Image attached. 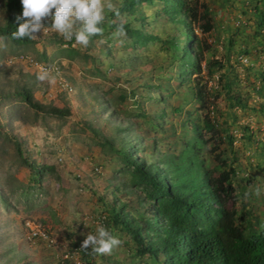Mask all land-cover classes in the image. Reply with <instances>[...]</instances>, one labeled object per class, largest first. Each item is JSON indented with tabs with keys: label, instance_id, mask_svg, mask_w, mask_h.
Here are the masks:
<instances>
[{
	"label": "rangeland",
	"instance_id": "374dc122",
	"mask_svg": "<svg viewBox=\"0 0 264 264\" xmlns=\"http://www.w3.org/2000/svg\"><path fill=\"white\" fill-rule=\"evenodd\" d=\"M119 1L111 0L115 6ZM189 2L197 16L190 21L188 31L201 43L205 62H217L212 74L204 70L202 84L209 94L215 90L220 93L217 98L210 95L212 106L218 109L215 117L219 122L227 121L234 137L233 150L240 165L233 182L237 194L235 201L239 207L245 205L247 209L264 214V0ZM1 4L2 0L0 25L4 19ZM142 7L149 25L147 33L165 38L172 26L163 15H159L157 21L153 17L154 9L161 6ZM117 20L123 21V17ZM44 23L49 28L44 34H38L33 46L12 47L0 41V69H8L7 74H0V82L5 83L9 78L20 84L27 83L40 103L68 108L70 116L64 119L35 116L18 99L0 102L2 133L21 141L22 150L29 151L41 166L55 168L53 174H43L42 189L33 186L29 199L20 197L23 190L16 187L18 195H10L8 207L0 202V264H62L66 254L74 262L78 256L72 243L80 239L82 245L86 235L94 234L100 224L98 217L102 205L93 191L104 193L105 187L114 184L109 182H113L115 169L121 167L103 142L112 136L122 139L124 133H118V127L119 124L126 127L128 120L138 121L143 130L148 129L146 120L135 118L139 113L134 103L136 99L144 108L141 111L147 113L164 108L169 113L172 106H181L184 101L176 93L164 105L148 98L159 95L158 88L155 89L160 73L157 68L166 67L168 58L164 44H157V47L150 44L145 50L143 47L134 49L131 44L127 45L124 35H114L109 37L108 55L101 50L102 39L91 47L73 46L79 56L69 61L56 55L58 46L54 41L62 36L50 28L51 20ZM206 24L212 27L207 33L202 31ZM36 63L58 67L59 72L52 73L54 83L37 81ZM223 78L236 82L234 91L238 88L244 101V106L231 110L229 118L225 116L228 103L221 90ZM60 82L66 83L71 90L63 88ZM144 85H153L154 89L150 87L148 92ZM172 85L176 87L177 81H172ZM109 103H115V107ZM195 105L187 109L193 111ZM164 122L169 124L167 119ZM138 129L135 128L134 133H139ZM148 143L145 141V145ZM0 150H3L0 177L4 183H0V191L3 193L7 184L29 185L28 172L18 166L12 147L0 140ZM212 165H216L215 159L209 167ZM214 176L218 177L219 172ZM257 186L261 188L259 196L255 195ZM35 232L40 237L44 235L45 240L32 237ZM112 234L122 243L111 254L104 255L107 263L117 258L120 264H138L127 236L122 232ZM97 258L87 263L95 264L99 261ZM81 263L84 264L80 257L78 264Z\"/></svg>",
	"mask_w": 264,
	"mask_h": 264
},
{
	"label": "trees",
	"instance_id": "16d2710c",
	"mask_svg": "<svg viewBox=\"0 0 264 264\" xmlns=\"http://www.w3.org/2000/svg\"><path fill=\"white\" fill-rule=\"evenodd\" d=\"M142 6H161L154 9L153 17L157 21L159 15H163L172 26L165 38L157 33H147L149 25ZM115 8L120 15L106 9L103 35L91 37L87 47L103 39L101 50L108 55L109 37H113L120 26L125 42L134 49L143 47L145 50L150 44H156L155 47L164 44L168 58L166 67L157 68L160 73L155 89L158 88L159 95H149L148 98L164 105L176 93L184 101L181 106H172L169 113L165 108L147 113L141 111L144 108L136 99L134 103L139 113L135 118L146 120L148 129L143 130L138 121L128 120L126 127L120 124L118 127L117 132L124 133L122 139L112 136L103 142L102 145L117 157L121 167L115 169L113 182H109L114 184L105 187L104 193L93 191L102 205L98 217L100 224L111 233L122 232L127 236L138 264H264V214L247 209L245 205L239 207L235 201L237 194L233 182L240 165L233 150L234 137L227 121L219 122L215 117L218 109L212 106L210 95L217 98L220 93L215 90L209 94L206 85L202 84L204 70L212 74L217 62H205L201 43L188 31L190 21L197 16L196 10L189 0H120ZM1 9L4 19L0 25V37L4 38L3 41L12 47L33 46L34 40L12 39L11 36L19 26L16 16L22 13L20 0H2ZM120 16L123 21L117 20ZM211 29L209 24L202 27L205 33ZM180 35L184 38L181 39ZM56 39V55L69 61L79 56V51L72 45L74 40ZM7 71L1 68L0 74H7ZM25 77L29 79L28 75ZM223 79L221 90L228 103L225 116L229 118L231 110L244 106V101L238 88L234 91L236 82ZM6 80L0 82V102L18 99L35 116L41 114L56 119L70 116L68 108L40 103L27 83ZM172 81H177L176 87ZM150 87L154 89L153 85H144L148 92ZM109 104L115 107V103ZM193 105V111L187 109ZM133 128H139V133H134ZM0 140L12 147L18 166L28 172L29 185L7 184L5 191H0V202L8 207L10 195H18L16 187L23 190L20 197L29 199L33 186L42 189L43 174H53L55 168L41 166L29 151L22 150L21 141L17 142L1 129ZM145 141L149 143L145 145ZM212 159L216 160V165L210 168ZM95 170L100 172L98 168ZM216 171L218 177L214 176ZM2 180L0 177V183L4 184ZM34 238L45 240L44 235ZM80 242L77 239L72 243V249L84 264L95 257L99 260L95 264L121 263L117 258L107 263L104 255L81 249ZM62 264L74 263L66 259Z\"/></svg>",
	"mask_w": 264,
	"mask_h": 264
},
{
	"label": "clouds",
	"instance_id": "9594fccd",
	"mask_svg": "<svg viewBox=\"0 0 264 264\" xmlns=\"http://www.w3.org/2000/svg\"><path fill=\"white\" fill-rule=\"evenodd\" d=\"M20 3L22 13L16 16L19 26L11 34L12 39L35 40L39 33L43 32L44 34L48 30L49 27H46L44 22L51 20L50 28L61 35L65 41L74 40V47L76 45L87 47L91 37L103 35L102 25L105 22L106 9L115 12L116 16L120 15L111 0H20ZM123 34V27L120 26L114 35ZM3 39L0 37V41ZM36 67L38 82L54 83L55 77L52 75L50 67L41 65ZM260 194L261 188L257 186L255 195L259 196ZM121 243L122 241L113 235L107 227L98 224L94 234L90 232L86 235L81 249H90L92 254L103 256L111 254ZM64 256L69 259L68 254ZM79 260V256L75 257L73 263L78 264Z\"/></svg>",
	"mask_w": 264,
	"mask_h": 264
},
{
	"label": "built area",
	"instance_id": "2783aa9c",
	"mask_svg": "<svg viewBox=\"0 0 264 264\" xmlns=\"http://www.w3.org/2000/svg\"><path fill=\"white\" fill-rule=\"evenodd\" d=\"M37 65H39V64L36 63V66ZM41 66H43V67H50L52 69V73L53 72L58 73V68L56 66H46V65H41ZM60 84L66 90H68V91L71 90V87H69L66 83L60 82ZM36 235H38V232H35V233L32 234V236H36Z\"/></svg>",
	"mask_w": 264,
	"mask_h": 264
}]
</instances>
